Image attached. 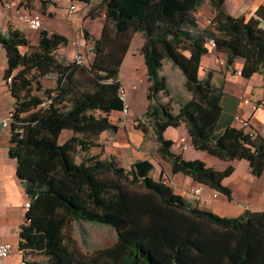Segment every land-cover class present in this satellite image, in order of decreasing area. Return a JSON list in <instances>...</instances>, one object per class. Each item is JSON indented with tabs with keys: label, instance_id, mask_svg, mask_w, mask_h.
Segmentation results:
<instances>
[{
	"label": "trees",
	"instance_id": "16d2710c",
	"mask_svg": "<svg viewBox=\"0 0 264 264\" xmlns=\"http://www.w3.org/2000/svg\"><path fill=\"white\" fill-rule=\"evenodd\" d=\"M70 1L89 5L94 0ZM206 1L213 18L208 27H201L197 11ZM225 2L101 0L106 23L93 40L89 66L57 58L56 52L69 45L59 33L41 30L33 47L18 30L0 32L7 57L3 80L15 101L8 154L30 203L19 233L26 264H264V212L220 217L194 207L165 180L153 179L155 167L149 160L127 170L114 156L90 155L92 149H102V134L119 130L110 116L124 108L120 70L133 35L141 34L150 83L144 118L172 175L182 174L232 198L223 181L232 176L233 167L218 171L172 151L165 132L185 125L196 150L225 162L247 161L255 177L263 176L264 139L224 121L223 86L213 84L212 73L200 77L210 40L225 56L227 68L242 60L243 79L264 71V37L244 17L228 14ZM165 61L180 71L190 95L177 103V110L162 101L172 98L162 74ZM50 75L56 76V86L46 89L42 79ZM137 129L149 133L144 126ZM66 131L72 136L61 142ZM67 217L112 228L116 243L89 255L75 253L62 231Z\"/></svg>",
	"mask_w": 264,
	"mask_h": 264
},
{
	"label": "rangeland",
	"instance_id": "374dc122",
	"mask_svg": "<svg viewBox=\"0 0 264 264\" xmlns=\"http://www.w3.org/2000/svg\"><path fill=\"white\" fill-rule=\"evenodd\" d=\"M22 3V5L30 8L33 12H36L41 16L42 28L39 31H32L26 27V29L33 33H40L44 30L46 22H50L56 29L62 30L69 39V45L65 48H61L56 52V56L60 60H66L68 62H75L78 58L84 61L83 66H89V64L94 59V54L92 53L93 40L100 37L102 29L106 23L105 11L102 6L101 0H94L93 3L79 4V11L71 17L64 14L63 6L55 4L52 0H17ZM250 2L254 0H249ZM43 2L45 4L43 5ZM2 12L0 16H2ZM197 17L202 26L208 27L210 25L209 21L213 18V13L209 2L206 1L197 11ZM256 25V24H255ZM50 31L54 29L49 28ZM85 33L88 36L85 37ZM24 34V33H23ZM33 39V38H32ZM34 40V39H33ZM35 42V40H34ZM144 40L141 34H134L132 38L131 52L120 70V81L122 87L126 92V100L130 107V113L127 118H123L121 114H112L110 120L113 124L119 126L120 130L116 134L104 133L98 139L99 144H101L102 149H92L90 155L101 154L102 159H107L111 156H116L117 161L120 166L129 170L131 163L139 160H150L155 165V170L152 173V177L158 180L161 176L160 160L161 157L158 152L159 145L156 141L155 134L153 132L152 126L148 123L144 114L146 112L148 101L147 94L150 83L147 77V71L144 64V58L141 52ZM33 46V45H32ZM34 45L33 47H36ZM23 53L27 52V49H21ZM214 60L217 62L216 69H212L211 72L218 75V79L224 81H244L240 76L241 67L235 64L232 68H227L225 56L213 50ZM242 62V60H238ZM7 67V57L6 52L0 47V115H7L9 117L14 109L15 101L11 94L8 92L6 82L1 78V69H6ZM162 74L166 76L169 80L172 89V98L163 97V102H170L174 109L177 110V103L188 99L190 95L185 89V81L178 69L172 66L169 62L165 61L163 63ZM255 80H258L256 77ZM42 83L46 89H51L56 86V76L50 75L42 79ZM222 86V83H219ZM256 89L264 91V81L262 80L260 84L257 85ZM226 97V96H225ZM224 97V98H225ZM171 100V101H170ZM224 101V100H223ZM261 103H255L253 109L256 110ZM9 113V114H8ZM128 121V125L125 123ZM2 123V119H0ZM137 125L147 127L149 134L144 137L143 144H137L135 148V154L132 155L131 159L125 156V149L132 146L130 141V134H141L140 131H136L135 127ZM1 130V129H0ZM6 135L2 137L1 150L5 153V158L7 161L0 165V179L5 181L7 184L11 182V178L14 176L15 161L9 157V140H10V128L4 129ZM72 133L66 131L62 134L60 141L64 142L66 139L70 138ZM262 136L264 137V129L262 130ZM186 137V135H185ZM136 142V138L133 139ZM183 145V144H182ZM179 151V150H178ZM195 154L193 150L186 152L188 157H192ZM83 154L79 153L77 161L80 162ZM203 157L200 159L206 163H210L213 159L211 156L203 153ZM9 160V161H8ZM218 161V160H217ZM228 166V165H226ZM226 168V167H225ZM12 176V177H11ZM182 177V176H181ZM179 177V178H181ZM256 179L253 177L245 165H236V174L225 184V186L232 187V185H240L245 181H253ZM170 179H165L168 184ZM264 183V178L262 179ZM200 188V187H198ZM197 188L190 187L186 190L189 196L192 198L193 202H202L203 194L207 190L203 188L202 194L200 196L195 195L194 190ZM235 200V197H234ZM211 201H216L211 194ZM231 206L238 207L239 214L240 210H251V211H263L257 207H252L251 203H244L240 201L228 203ZM227 205V204H226ZM207 207H203L208 209ZM229 208L224 207L219 212L220 215L228 216ZM223 217V216H222ZM62 231L65 235V242L77 254L89 255L96 250L103 249L114 245L117 241V235L115 230L106 226L91 225L86 223H77L73 218L67 217L66 222L62 224ZM35 260H41L40 257H35ZM6 264H20L19 254L14 249L12 254L6 259ZM23 261V260H22Z\"/></svg>",
	"mask_w": 264,
	"mask_h": 264
},
{
	"label": "crops",
	"instance_id": "0c3cea01",
	"mask_svg": "<svg viewBox=\"0 0 264 264\" xmlns=\"http://www.w3.org/2000/svg\"><path fill=\"white\" fill-rule=\"evenodd\" d=\"M14 3L15 5H19V4L22 5V3L17 0H14ZM58 5L63 6L65 10L66 6L68 5V0H64L62 4H58ZM26 8L31 10L28 7ZM225 10L228 14H230L235 18L244 17L245 20L255 29L257 34L264 37V1L263 0H254L252 2H250L249 0H226ZM45 25H47L44 28L45 31H48L50 33L53 32L59 33L65 36L66 38H68L62 30L56 29L52 24H50V22H46ZM201 27L204 26L201 25ZM10 28L24 33V35L30 40L31 45L34 46L38 44L39 41L38 33H33L28 31L22 23L18 22L13 18H10L9 15L7 16L3 14L2 16H0V32L4 34ZM49 28L54 29V31L53 32L50 31ZM32 38L35 40V42ZM207 48H208V53L204 55L201 60L200 77L201 79H205L209 73H212L213 84L217 87H220L219 83L220 84L222 83L226 96L223 99L224 121H230L233 126L240 129V126L234 125V118L236 116H240L243 120L248 121L251 124V127L255 132V136L259 135L264 139V137L262 136V130L264 129V91L256 89L257 85L260 84L262 80L264 81V71L262 72V74H256L251 79H244V81L242 82L241 81L228 82L222 79H218L217 78L218 75L216 73L211 72V70L216 69L217 66V62L214 60L215 55L213 54V50L215 49L210 46H207ZM130 52H131V47L129 49L127 56L125 57V60L127 59ZM235 64L239 65V67H241L240 69H242L243 62L237 61ZM1 71H2L1 78L3 80V73L5 69L4 70L1 69ZM256 77H258V80H255ZM255 103H261L256 110L253 109V105ZM6 116L7 115L5 116L0 115V119H2V121L6 120L7 119ZM124 123L125 126H127L129 122L126 121ZM137 126L135 127V130L141 132V130L137 129ZM0 129H1L0 130V141H1L2 137L6 135V131L4 130L6 128L0 126ZM148 134L146 135L143 133L142 135L130 134V141L132 146H129L128 149L124 150V152L126 153L125 156H127L128 159H131L132 155L135 154L134 147L137 144L142 145L144 141V137H146ZM134 137L136 138V142L133 141ZM165 138L173 142L172 151L175 154L181 155L187 161H195V160L202 161L200 157H203L202 155L205 152L198 151L195 148H193L191 139L188 135L185 125H181L179 128L176 129L169 128L165 132ZM185 147L187 148L186 150H184ZM189 150H193L195 152V154H193L192 157H188L186 155V152ZM212 158L215 160H211L210 163H206L204 161L202 162H204L207 165V167L213 168L218 171H223L228 167L234 168V173L232 174V176L223 181L224 185L236 174L237 164L245 165L249 173L253 177H255L251 173V170L249 168V163L247 161L236 160V161L225 162L215 157ZM145 160L146 159L139 161H145ZM5 161H7L5 158V153L0 148V165H3L2 163H5ZM139 161L132 162L131 166ZM160 167H161V172H160L161 176L159 179L162 180H165L166 178L170 179L168 185L173 189V191L176 194L185 198L194 207L205 209L203 207L204 206L207 207V205H209L208 209L205 210L211 211L214 214L220 217L223 216L225 218H237L241 216L245 211H247L246 209L240 210L239 214L237 215L239 208L229 205L228 204L229 201L235 203L236 201L251 203L252 207L264 209V183L262 180L264 178V174L260 178L255 177L256 179H253V181H245L243 184L236 186L232 185V187L226 186L232 192L231 200L221 195L218 199H215L216 201L213 202L211 201V194L213 193L212 190L195 183L192 179L182 174L172 175L170 164L164 161L162 158L160 160ZM190 187L192 188L204 187L207 189L203 194L202 202L196 203L192 201V198L186 192V190L189 189ZM28 202L29 200L24 192V189L22 188V185L16 176V165H15L14 176L11 178L10 183L7 184L5 181L0 179V245L9 244L13 248V250L15 249L16 252L19 254L20 264L23 260V257L21 252L19 251V233L21 226L25 223V216L27 212V210L25 209V205ZM224 207L229 208L230 210L229 212H227L228 213L227 217L225 215L219 214L221 209H223ZM7 258L0 260V264H6Z\"/></svg>",
	"mask_w": 264,
	"mask_h": 264
},
{
	"label": "built area",
	"instance_id": "2783aa9c",
	"mask_svg": "<svg viewBox=\"0 0 264 264\" xmlns=\"http://www.w3.org/2000/svg\"><path fill=\"white\" fill-rule=\"evenodd\" d=\"M55 4H62L64 0H52ZM79 11V3L72 2L68 0V5L64 10V14L68 17L74 16ZM4 15H9L10 18L17 20L18 22L25 25L28 29L32 31H39L42 28L41 16L32 10L27 9L24 5H15L14 0H0V13ZM210 23V21H209ZM208 46L214 48V41L210 40ZM78 64H84V61L81 58H78L76 61ZM120 98L124 102L123 112L121 113L123 118H127L130 113V107L126 100V92L124 88L120 92ZM10 115L9 117L0 123V126L5 128L9 127ZM234 125L240 126V129L243 130L246 134L251 137H255V132L251 127V124L248 121L243 120L240 116L234 118ZM187 148L185 147L184 150ZM204 187H200L194 190L195 195L200 196L202 194ZM213 198L218 199L221 194L217 191H212ZM30 203L28 202L25 205V209L28 210ZM13 248L9 244L0 245V260L7 258L12 254ZM21 264H26L22 261Z\"/></svg>",
	"mask_w": 264,
	"mask_h": 264
}]
</instances>
